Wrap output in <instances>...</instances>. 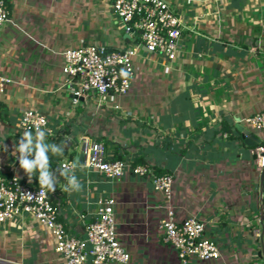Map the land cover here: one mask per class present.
<instances>
[{
  "label": "crops",
  "instance_id": "0c3cea01",
  "mask_svg": "<svg viewBox=\"0 0 264 264\" xmlns=\"http://www.w3.org/2000/svg\"><path fill=\"white\" fill-rule=\"evenodd\" d=\"M169 1L181 21L175 57L138 43L123 94L72 103L68 90L57 88L63 49L89 42L124 48L137 37L124 31L110 0H7L9 16L0 25V76L8 79L0 90V171L26 176L12 153L25 131L16 127L20 112L35 108L47 121L45 142L64 149L48 193L65 230L82 235L96 199L113 197L116 230L129 253L127 262L113 264H181L159 235L168 207L175 218L203 219L205 235L218 243V257L186 264L263 262L264 129L243 119L264 108V0ZM235 123L259 140L245 144ZM83 139L128 166L107 179L77 163L81 190L67 192L59 162H74L65 156L80 151ZM137 157L169 170L167 200L153 188L150 167L146 175L132 174ZM0 264L63 262L49 231L23 217L0 224Z\"/></svg>",
  "mask_w": 264,
  "mask_h": 264
},
{
  "label": "built area",
  "instance_id": "2783aa9c",
  "mask_svg": "<svg viewBox=\"0 0 264 264\" xmlns=\"http://www.w3.org/2000/svg\"><path fill=\"white\" fill-rule=\"evenodd\" d=\"M112 11L123 21L124 31L133 33L137 41L129 47H108L105 44L89 42L65 47L62 51L60 72L62 80L57 88L69 92L72 103L87 95H96L100 100L123 94L132 79L133 57L138 43L150 53L172 60L176 54L180 37L181 21L169 0H110ZM9 10L0 0V25L7 20ZM8 79L0 76V90ZM118 105L113 104L116 108ZM253 129H264V108L246 115L243 119ZM35 132L37 125L46 132L45 116L35 108H26L18 116V123ZM82 164L107 179L120 177L128 164L120 158L104 155L99 142L83 139ZM264 152V146H259ZM19 163V162H18ZM72 161H61L64 169ZM132 174L150 173L145 164L129 166ZM152 174L155 190L167 200L170 195L172 176L163 172ZM29 180L16 171L6 174L0 171V224L28 217L37 225L46 228L53 240L54 251L63 264H113L128 261L129 253L119 239L116 230L114 199L111 195H100L92 219L83 226L82 235L69 234L59 219L58 208L51 200L48 189L42 187L37 177ZM160 238L168 243L181 264L189 259L206 260L219 256L215 239L205 235V221L193 214L175 218L170 207L158 222ZM249 264H264L251 261Z\"/></svg>",
  "mask_w": 264,
  "mask_h": 264
},
{
  "label": "clouds",
  "instance_id": "9594fccd",
  "mask_svg": "<svg viewBox=\"0 0 264 264\" xmlns=\"http://www.w3.org/2000/svg\"><path fill=\"white\" fill-rule=\"evenodd\" d=\"M16 127L24 128L25 125L21 122ZM46 136L47 133L39 125L35 128V134L32 130L25 129L18 143L14 145L12 154L18 159L20 168L23 169L29 180H31L34 173L39 172L37 177L39 184L50 191H55L56 173L50 170L48 154L51 152L53 155H62L64 149L61 145L46 143ZM4 149L7 150L6 146H4ZM76 166V163H73L66 166L62 171L67 179L64 191L78 192L81 190V184L74 175Z\"/></svg>",
  "mask_w": 264,
  "mask_h": 264
},
{
  "label": "trees",
  "instance_id": "16d2710c",
  "mask_svg": "<svg viewBox=\"0 0 264 264\" xmlns=\"http://www.w3.org/2000/svg\"><path fill=\"white\" fill-rule=\"evenodd\" d=\"M9 10V3L7 2V0H3ZM227 128V126L225 127ZM228 130V129H227ZM240 133L238 131H236V135H239ZM259 145L263 144L264 145V141H260V143H258ZM75 153V150L74 149H71L67 155L65 156L66 159L68 160H73V155ZM61 157L60 156H54V155H49V165H50V170L54 171L55 170V163L60 159ZM116 158V157H114ZM144 161L140 158V157H137L135 159L132 160L131 162V166L135 165V164H143ZM146 165V164H145ZM148 167V165H146ZM152 170V173L157 175V174H160V173H163V172H167L169 173V170L165 169V168H160V167H157L155 165H151L149 166ZM261 208H262V222H263V219H264V188L262 189L261 191Z\"/></svg>",
  "mask_w": 264,
  "mask_h": 264
},
{
  "label": "water",
  "instance_id": "95a60500",
  "mask_svg": "<svg viewBox=\"0 0 264 264\" xmlns=\"http://www.w3.org/2000/svg\"><path fill=\"white\" fill-rule=\"evenodd\" d=\"M235 128L240 132L241 138L243 142L247 145H253L255 144L259 139L256 137L252 132L248 131L245 127L240 125L239 123L234 124ZM81 150L75 152L73 156L74 163H81L83 158V147H80Z\"/></svg>",
  "mask_w": 264,
  "mask_h": 264
},
{
  "label": "rangeland",
  "instance_id": "374dc122",
  "mask_svg": "<svg viewBox=\"0 0 264 264\" xmlns=\"http://www.w3.org/2000/svg\"><path fill=\"white\" fill-rule=\"evenodd\" d=\"M43 1L46 2V1H49V0H43ZM171 6H173V5L171 4ZM71 149H72V148H71ZM71 149H70V150H71ZM263 241H264V240H263Z\"/></svg>",
  "mask_w": 264,
  "mask_h": 264
}]
</instances>
